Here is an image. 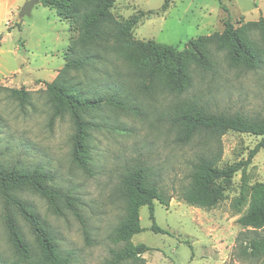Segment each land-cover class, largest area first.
<instances>
[{
	"label": "rangeland",
	"instance_id": "1",
	"mask_svg": "<svg viewBox=\"0 0 264 264\" xmlns=\"http://www.w3.org/2000/svg\"><path fill=\"white\" fill-rule=\"evenodd\" d=\"M162 3L116 0L111 12L119 21L139 14L132 29L134 38L152 39L178 50L189 39L221 32L227 18L235 27L264 18V0H170L167 9L160 11ZM15 22L20 26L13 25L0 44V165L20 170L42 167L52 176L46 183L55 198L50 203L27 185L0 186V263L18 260L8 237L7 217L17 223L30 251L38 254L34 235L16 203L20 200L44 221L59 249L71 252L70 264H107L110 250L123 246L112 241L113 230L124 215L118 185L128 171L142 166L169 197L168 206L154 200L155 222L167 233L150 229L148 207L142 206L143 230L131 241L151 249L141 255L143 260L121 264H259L242 249L247 239L264 234V228L244 227L238 218L247 207L239 199L242 189L264 181V145L247 166L245 183L238 171L215 206L188 204L181 194L193 165L214 143L204 134L188 143L179 142L175 108L192 100L213 113L264 117V36L260 30L249 32V40L262 54L259 67L229 65L223 52L214 51V67L193 68L189 85L180 93L162 83L151 85L146 77L143 84L131 80L129 73L143 78L141 64L128 60L115 47L102 51L101 59H92L82 69L70 68L66 76L73 83L89 86L102 71L110 76L117 71V79L126 81L129 89L123 99L125 109L102 103L84 115L90 126L89 170H83L72 160V120L68 114L52 119L46 90V82L62 69L66 49L78 37V30L40 2L29 15L20 18L17 13ZM6 89L27 91L26 101ZM260 139L249 133L225 132L217 165L245 159Z\"/></svg>",
	"mask_w": 264,
	"mask_h": 264
},
{
	"label": "trees",
	"instance_id": "2",
	"mask_svg": "<svg viewBox=\"0 0 264 264\" xmlns=\"http://www.w3.org/2000/svg\"><path fill=\"white\" fill-rule=\"evenodd\" d=\"M115 1L39 0L43 6L54 8L60 18L69 19L78 30V37L66 49L62 69L52 81L46 82V90L53 109L52 119L68 114L72 120V160L83 170H89L87 146L90 126L84 115L100 107L102 103L125 109L128 106L123 99L128 96L129 89L126 81L117 79V71L113 76L102 71L100 77L92 80L89 86L73 83L66 76L70 68L82 69L92 59H101L102 51L115 47L128 60L141 64L139 72L143 78L139 79L138 74L129 73L131 80L143 84L146 77L151 85L162 83L170 91L180 93L189 85L193 68L211 70L214 67V51L223 52L229 65L254 69L263 62L260 49L249 40V32L257 29L264 36V18L245 22L239 27H235L227 18L221 32L189 39L185 47L178 50L175 46L152 39L134 38L132 29L140 20L139 14L123 21L117 20L111 12ZM169 3L170 0H163L160 11H165ZM95 49H99L100 53ZM97 80L100 81L96 82ZM6 90L16 95L21 102L27 99L28 93L23 89ZM175 109L179 142L188 143L196 135L204 134L214 143L206 153L197 156L189 184L181 194L188 204L211 208L223 199L224 191L236 172H241V179L245 183L247 166L264 145V117L213 113L192 100L182 101ZM229 130L253 134L261 139L245 159L219 167L217 164L222 155L221 137ZM51 178L40 166L20 170L0 165V186L27 185L50 203H54L55 192L46 183ZM117 190L124 201V215L113 230L112 241L122 243L123 246L118 250H110L111 258L107 264L143 260L141 255L151 249L144 243L134 244L131 241L135 234L143 230L139 221L142 206L148 207L152 220L150 229L167 233V230L155 222L154 200L168 206L169 197L162 194L147 168L140 166L128 171L122 176ZM239 199L241 203L246 202L247 207L238 218V223L252 229L264 228V181L252 184L248 190L243 188ZM16 203L34 235L38 254L30 251L17 223L7 217L8 237L18 260L0 264H70L71 252L63 253L59 249L44 221L22 201L16 200ZM242 251L248 258L264 264V234L247 239Z\"/></svg>",
	"mask_w": 264,
	"mask_h": 264
},
{
	"label": "crops",
	"instance_id": "3",
	"mask_svg": "<svg viewBox=\"0 0 264 264\" xmlns=\"http://www.w3.org/2000/svg\"><path fill=\"white\" fill-rule=\"evenodd\" d=\"M25 1L26 0H0V44L3 41L2 36L8 33L13 25L20 26V23H14V17L17 15L20 7ZM1 81L2 79L0 78V82Z\"/></svg>",
	"mask_w": 264,
	"mask_h": 264
},
{
	"label": "water",
	"instance_id": "4",
	"mask_svg": "<svg viewBox=\"0 0 264 264\" xmlns=\"http://www.w3.org/2000/svg\"><path fill=\"white\" fill-rule=\"evenodd\" d=\"M39 3V0H26L18 11V16L21 18L31 13L32 8L35 4Z\"/></svg>",
	"mask_w": 264,
	"mask_h": 264
}]
</instances>
